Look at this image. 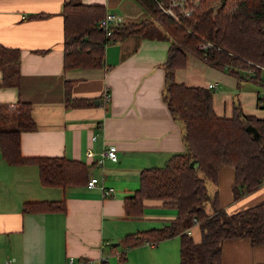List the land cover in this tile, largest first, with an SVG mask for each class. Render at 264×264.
I'll return each mask as SVG.
<instances>
[{
    "label": "crops",
    "instance_id": "obj_1",
    "mask_svg": "<svg viewBox=\"0 0 264 264\" xmlns=\"http://www.w3.org/2000/svg\"><path fill=\"white\" fill-rule=\"evenodd\" d=\"M64 1L0 0V45L20 52L19 85H0V104L11 110L10 127L15 124V103L31 104L36 128L21 132L22 156L82 161L90 166L89 179L98 182L92 188L43 186L36 165H12L0 154V264H99L102 260L117 264L123 236L161 227L175 216L173 209L161 207L156 200L145 202L140 218L126 217L123 208V198L137 189L144 168L162 166L184 152L182 126L162 98L163 64L170 41L131 34L105 46L103 68L64 70ZM82 2L101 4L105 13L120 16L125 23L150 17L136 0ZM38 14L42 17H35ZM2 75L0 70V82ZM175 80L192 86L214 84V94L217 90L224 93L226 84H233L232 76L191 54L185 67L176 70ZM65 81L72 82L73 98L91 104L67 107ZM235 86L240 88L238 83ZM104 91L109 93L107 103L102 98ZM238 94L243 106L247 102L255 108L242 110L240 106L244 114L264 117L257 111L264 109L257 104L256 91L244 89ZM213 109L219 116L233 113L232 107L225 114V104L221 113L214 105ZM110 148L116 152V161L107 157L101 161V154ZM232 180L233 169L223 167L210 191L217 192L219 205L227 213L264 200V187L233 199ZM61 200L65 201L63 212L23 211L26 203ZM143 222L149 228L144 229ZM189 233L194 242L200 241L198 227ZM179 244V237L174 236L128 248L120 264H179ZM220 264H264V245H251L241 237L226 239Z\"/></svg>",
    "mask_w": 264,
    "mask_h": 264
},
{
    "label": "trees",
    "instance_id": "obj_2",
    "mask_svg": "<svg viewBox=\"0 0 264 264\" xmlns=\"http://www.w3.org/2000/svg\"><path fill=\"white\" fill-rule=\"evenodd\" d=\"M136 1L150 17L137 23L121 22L113 26L109 36L99 26L106 14L101 4L65 0L61 9L64 70L103 68L105 46L131 34L170 41L163 64L162 98L182 126L184 152L171 156L162 166L144 168L137 189L123 198V208L126 217L140 218L145 202L156 200L161 207L173 209L175 216L161 227L123 236L117 264L125 260L124 250L128 248L174 236L180 241L179 264H220L222 242L226 239L241 237L251 245H264V200L227 213L219 205L217 192H208L206 181L217 185L220 170L229 167L233 169V199L264 187V117L244 114L240 105L233 107L230 116L217 115L213 109L214 89L178 83L175 72L185 67L186 57L191 54L235 78L238 87L243 81L264 87V0H226L216 15L213 6L218 0H189L190 14L176 9L177 20L167 16L155 0ZM202 43L210 45L200 48ZM19 68V50L0 45V85L17 87ZM71 88L72 82L65 81L67 107L91 104L90 100L73 98ZM256 100L264 109L258 94ZM14 109L15 125L10 127L11 110L0 104L2 158L12 165H36L43 186H85L90 166L82 161L22 156L20 134L35 130L36 123L29 102L18 100ZM247 126L255 128L257 136L247 131ZM23 211L63 212L65 201L26 203ZM194 226L199 228V242H194L189 233ZM99 264L110 263L102 260Z\"/></svg>",
    "mask_w": 264,
    "mask_h": 264
},
{
    "label": "built area",
    "instance_id": "obj_3",
    "mask_svg": "<svg viewBox=\"0 0 264 264\" xmlns=\"http://www.w3.org/2000/svg\"><path fill=\"white\" fill-rule=\"evenodd\" d=\"M158 4V6L161 8V10L169 17H171L174 20H177V14H176V9H179L181 12H183L185 15H189L190 14V9L187 8L188 7V3L189 0H168L166 1V3H164L161 0H155ZM122 22V18L120 16H117L113 13H106L105 17L100 21L99 26L101 27L102 30H104L106 32V35L109 36L112 33V28L113 26L118 25L119 23ZM209 43H202L200 44V48H205L207 46H209ZM209 87L212 88L214 87V84H209ZM103 101L104 102H108L109 101V93L105 92L102 95ZM258 98L260 100V102H262L261 104H264V94L262 95V97L259 96L258 94ZM95 139V137H93ZM109 158L112 161H116V152L114 150V148H110L106 151H104L101 154V161L103 160V158ZM98 182L97 178L91 177L87 183L86 186L88 188H92L96 185V183ZM107 193V192H105ZM7 264H11L10 262H8ZM87 264H94L91 261H88Z\"/></svg>",
    "mask_w": 264,
    "mask_h": 264
},
{
    "label": "rangeland",
    "instance_id": "obj_4",
    "mask_svg": "<svg viewBox=\"0 0 264 264\" xmlns=\"http://www.w3.org/2000/svg\"><path fill=\"white\" fill-rule=\"evenodd\" d=\"M226 73V72H225ZM236 80L233 78V84L230 85L229 84H226V87L225 90H224V93H220L218 92L219 90H217L213 96V100H214V107L216 109L217 112H222V107H223V104H225L226 106V115H229L231 113V108L234 107V106H238L240 105L242 107V110H255V108H250L249 105L246 104L243 106L242 103H243V100L241 99V95L238 94L240 93L241 91H244V89H251L253 91H256L260 97H262V95L264 94V87H261V86H258L257 84H254V83H251V82H241L240 84V88L236 89ZM229 86V88H228ZM251 99H252V103H254V98L253 96H251ZM254 107V105H253ZM260 110V108H258ZM257 110L261 115L264 116V111L262 110ZM15 122V120H14ZM15 125V124H14ZM14 127V126H13ZM206 186H207V189H208V192L210 193V191H213V187H215V184L212 183L211 181H206ZM135 222V221H134ZM160 226V225H159ZM158 226V227H159ZM143 228L146 229V228H149V224L148 222H143ZM139 230V229H138ZM93 262L94 264H97L95 261H91Z\"/></svg>",
    "mask_w": 264,
    "mask_h": 264
},
{
    "label": "water",
    "instance_id": "obj_5",
    "mask_svg": "<svg viewBox=\"0 0 264 264\" xmlns=\"http://www.w3.org/2000/svg\"><path fill=\"white\" fill-rule=\"evenodd\" d=\"M226 0H218L217 3L213 6V10H214V15H216L224 6ZM246 130L249 132H252L255 136H257V131L255 130V128L247 126ZM190 165H193V162L190 163ZM118 243H115V245ZM111 246H114V244H111Z\"/></svg>",
    "mask_w": 264,
    "mask_h": 264
}]
</instances>
